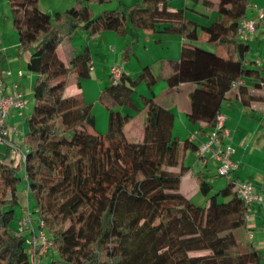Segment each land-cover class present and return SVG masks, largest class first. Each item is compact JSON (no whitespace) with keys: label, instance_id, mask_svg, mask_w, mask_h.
I'll use <instances>...</instances> for the list:
<instances>
[{"label":"trees","instance_id":"trees-1","mask_svg":"<svg viewBox=\"0 0 264 264\" xmlns=\"http://www.w3.org/2000/svg\"><path fill=\"white\" fill-rule=\"evenodd\" d=\"M39 1L7 0L18 49L29 53L26 68L36 76L23 134L24 158L14 163L8 147L0 152V264H32L25 238L10 226L16 209L25 207L17 194L23 181L28 208L51 238L45 255L54 256L49 264H260L253 246L237 242L235 231L243 229L247 207L235 191V179L226 178L215 189L196 173L197 191L205 200L193 204L181 191V180L188 170L183 160L196 152L197 143L174 135V114L152 96L139 95L141 108L133 101L141 83L148 89L159 80L169 87L194 83L186 118L199 126L200 137L214 126L229 91L246 94L244 105L264 102V62L245 66L249 44L237 35L249 0H202L217 12L207 26L185 19L184 9H171L169 0H141L97 14L90 5L106 0H82L81 7L53 14L43 12ZM78 29L120 37L128 29L147 30L190 41L203 32L205 43L223 49L227 57L183 46L177 59L165 63L170 70L166 76H154L148 66L134 77L122 72L98 95L107 114L101 133L91 105L80 94L64 95L70 76L76 84L89 76L87 50L65 60L59 55L61 37ZM130 51L123 48L122 62ZM246 80L252 83L247 86ZM122 106L142 112L140 142L123 135V125L134 114L122 113Z\"/></svg>","mask_w":264,"mask_h":264},{"label":"crops","instance_id":"crops-1","mask_svg":"<svg viewBox=\"0 0 264 264\" xmlns=\"http://www.w3.org/2000/svg\"><path fill=\"white\" fill-rule=\"evenodd\" d=\"M119 1L120 0H116L117 5H119L116 9L130 8L133 5H139L134 4V1L141 2V0H128L129 2L127 4H121L122 6H120ZM173 1L182 4L184 13L185 9H192L191 11L196 15H201L203 17L206 15L205 13L201 14L193 10V8H188L189 3L199 4L202 3V0H169L170 8L172 7ZM40 4L41 0L39 1V8ZM65 5L67 6L64 7L63 10H54V12H61L70 7H81L83 1L75 0V2L72 3V0H68V3H65ZM248 6L243 18L247 20L255 19L259 9L264 8V0H249ZM105 9L106 8L102 10ZM102 10L94 11L92 9V12L97 14ZM205 40L206 35L203 32L198 34V39L196 41H190L182 35L163 34L147 30L128 29L127 35L120 37L111 31L89 34L83 29H78L71 36L61 37L58 50L63 60H65L66 55H77L84 50L88 51L90 55L89 76L86 79L80 80L77 84L74 83L72 91L73 94H80L83 101L91 105V110L95 117L96 128L99 132L104 133L107 126V114L104 107L98 101V95L100 91L109 84L110 69L113 65L120 64L122 71L133 77L136 76L144 66H148L152 74L160 78L161 75L166 76L170 73V70H166L165 63L168 60L177 59L181 47L183 46H200L212 51L217 56L222 58L227 57L223 49L207 45ZM246 43L249 44V52L253 53L257 50L260 52L262 58L252 57V59H248V52L245 55L243 64H245V66H253L255 65V61L263 63L264 21L257 25L255 31L250 34ZM127 46L131 49L129 58L122 62L120 55L123 48ZM28 57L29 53L19 51L17 38L16 42L11 44L5 43V41L0 38V76L3 71L11 72L10 76H1L3 88L5 92L17 90L25 102L20 112L17 110H12L10 112L6 121L8 127L19 126L18 122L24 121V116L27 118L29 117L34 105L32 85L36 75L29 72L26 68ZM17 71H21L20 76L17 75ZM67 76L68 74L66 77ZM71 79L72 77L70 76L69 82ZM251 83L252 82L249 80L245 81L247 86ZM13 85H16V89H14ZM194 88L195 84L189 82L181 83L175 87H169L164 80H159L151 89H148L144 83H141L137 87V94L133 96V101L141 108L142 105L138 98L139 95L145 97L152 96L158 105L168 109L174 114V135L181 139H190L191 135H195L196 140L194 141L199 145L201 142L205 141L209 128L205 130V135L200 137L198 134L199 126L190 123L186 118V114L190 110L189 96ZM246 99V94L236 95L235 91L231 90L225 95V99L221 102L219 112L225 117L224 126L229 133L227 142L233 148L231 158L236 163V169L232 173L231 179L234 178L235 181H249L257 188L262 189L264 188V102H252L249 105L242 104V100ZM119 110L122 113L134 114V111L124 106L120 107ZM139 116H141L140 121L142 122V112H136L134 117L123 125L122 131L126 132L127 135L136 131V128L139 127ZM98 119L99 121H97ZM21 133L15 135L14 131L10 129L6 137L7 144H1L3 149L8 147L11 150L9 158L14 159V163L22 161V158L16 155L18 146L21 143ZM183 165L188 167L185 175H190L195 172V178L196 173L200 172L204 174L206 179L210 182L211 178L218 177L214 170L216 162L208 160L207 163H202L198 160L194 152H189L186 155L183 160ZM221 187L223 186H217V188ZM184 190H186V187L182 185L181 191L183 192ZM246 214L247 217L245 218L243 229L235 231L237 242L242 247L248 245L253 246L261 255L260 264H264V191L261 194V201L250 205Z\"/></svg>","mask_w":264,"mask_h":264},{"label":"built area","instance_id":"built-area-1","mask_svg":"<svg viewBox=\"0 0 264 264\" xmlns=\"http://www.w3.org/2000/svg\"><path fill=\"white\" fill-rule=\"evenodd\" d=\"M264 21V8H260L255 19L247 20L242 18L238 22L237 35L240 40L246 42L250 34H252L257 25ZM256 65H259V61H255ZM122 67L120 64L113 65L110 69V82L116 83L119 81L122 73ZM10 71H3L2 75H9ZM17 75H21V71H17ZM0 76V144H7L6 137L12 129L15 135H18L19 130L17 127H8L6 124L7 118L12 110L21 111L24 107V99L21 94L15 90L13 92H5L3 88V82ZM241 83L240 80L232 83L235 87ZM16 89V85H13ZM225 117L220 112L217 113L214 126L209 129L206 135L205 141L198 145L196 150V156L202 163H207L208 160L216 162V175L218 177H225L230 179L232 173L236 169V163L232 160L231 155L233 148L227 142L228 130L224 126ZM20 136V142L23 144V133ZM195 135H191L190 140L194 141ZM195 142V141H194ZM24 151L21 152V158L24 157ZM234 188L239 196L248 207L254 203L261 201V194L264 188L259 189L253 183L249 181H234ZM24 194L27 196V189L24 190ZM247 214H245V218ZM14 233L17 236L25 238V246L31 256L32 264H40L42 258L50 251L52 242L51 238L45 232L43 223L40 220L33 219L31 211L28 205L22 210V215L16 220V227L13 228Z\"/></svg>","mask_w":264,"mask_h":264},{"label":"rangeland","instance_id":"rangeland-1","mask_svg":"<svg viewBox=\"0 0 264 264\" xmlns=\"http://www.w3.org/2000/svg\"><path fill=\"white\" fill-rule=\"evenodd\" d=\"M130 1H132V0H130ZM74 2H75V0H72V3H74ZM119 2H120V6H122L121 4H127L129 1L128 0H120ZM65 3H68V0H41L40 9L43 12H47L48 14H53L54 10H63V8L67 6V5H65ZM134 4H140V3L137 1H134ZM117 6H119V5H117L116 0H106L104 3H102L100 5V7L98 4L90 5V7L94 11H97L100 9L102 10L104 8H106L105 10L116 9ZM171 6H172L171 9H175V10H177L179 8H183L181 3L178 4L175 1H173ZM188 8H193V10L198 11L201 14H203V13L206 14L205 17H203L201 15H196L195 13H193L191 11L192 9L191 10L185 9L186 19L193 21V22H196V23L201 24V25H206V26L210 25L215 20V18L217 16V12H215L216 10L212 6L207 7L206 5L201 4V3H199V4L189 3ZM0 38H2L5 41V43H8V44L16 42V38H17V33L11 28V14H10V9H9V5H8L7 0H0ZM252 57L253 58H262L260 52H258L257 50H255L253 53L252 52L248 53L247 58L252 59ZM73 84L74 83L72 81L67 83V86H66L65 91H64V95L67 96V95L73 94V91H72ZM139 117H140L138 119L139 127L136 128L137 129L136 131L129 133L130 135H127L126 132H123V135L129 141L140 142L142 140V129H141V125H140L141 116H139ZM27 119L28 118L24 116V121L18 122L19 126H17V130H19L20 132H23L26 129ZM97 121H99V119ZM97 124H99V123H97ZM24 132H23V134H24ZM127 136H129V137H127ZM23 148H24L23 144L20 143V145L18 146V150H17L16 155H19L21 157V152H22ZM3 151H4V149L0 146L1 154L4 153ZM12 160L14 162V159H12ZM214 170L216 171V166H215ZM194 173H192L190 175H185L182 179L181 186L183 185L184 187H186V190H184L183 192H184L185 196L193 204L202 205V204H204L205 199L197 191V184H196V180L194 178ZM210 180H211V183L215 189L217 188V186H224L226 184V181H227V179L225 177L211 178ZM187 182H189V183H187ZM24 190H25V185H24V181H23L17 186V194L19 196L20 204L21 205L23 204L25 206L28 203V198L24 194ZM15 214H16V218L10 223V226L12 228L16 227V219H17V217H20L22 215V208H17L15 211ZM31 216L33 219L38 218L36 213H33V212H31ZM231 252L233 253L234 250L232 249ZM52 257L54 258L52 253H49L47 256H45V258H43V260L40 262V264H49Z\"/></svg>","mask_w":264,"mask_h":264}]
</instances>
